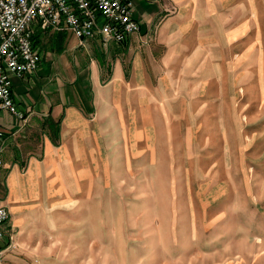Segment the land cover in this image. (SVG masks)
<instances>
[{
    "label": "rangeland",
    "instance_id": "374dc122",
    "mask_svg": "<svg viewBox=\"0 0 264 264\" xmlns=\"http://www.w3.org/2000/svg\"><path fill=\"white\" fill-rule=\"evenodd\" d=\"M188 6L143 52L139 102L44 178L1 264H264V0Z\"/></svg>",
    "mask_w": 264,
    "mask_h": 264
},
{
    "label": "crops",
    "instance_id": "0c3cea01",
    "mask_svg": "<svg viewBox=\"0 0 264 264\" xmlns=\"http://www.w3.org/2000/svg\"><path fill=\"white\" fill-rule=\"evenodd\" d=\"M131 1L139 31L126 43H81L65 34L63 49L56 52L51 41L57 33L48 32L42 38L38 70L11 77L12 97L22 117L0 112L4 132L0 170L5 172L2 184L8 193L0 202L10 213L12 243L16 226L42 194L44 178L61 172L60 167L69 166L73 157L89 147L93 122L110 119L119 106L121 111L125 93H132L139 102L149 79L143 52L153 39L165 35L170 39L181 25L190 23L188 17L196 11L188 6L189 0ZM56 127L58 133L52 137Z\"/></svg>",
    "mask_w": 264,
    "mask_h": 264
},
{
    "label": "built area",
    "instance_id": "2783aa9c",
    "mask_svg": "<svg viewBox=\"0 0 264 264\" xmlns=\"http://www.w3.org/2000/svg\"><path fill=\"white\" fill-rule=\"evenodd\" d=\"M131 0H0V112L22 113L12 97L11 77L36 72L41 51L34 36L66 33L80 41L124 44L138 33ZM4 132L0 128V143ZM2 151L0 147V168ZM8 208L0 202V263L14 245L6 231Z\"/></svg>",
    "mask_w": 264,
    "mask_h": 264
},
{
    "label": "trees",
    "instance_id": "16d2710c",
    "mask_svg": "<svg viewBox=\"0 0 264 264\" xmlns=\"http://www.w3.org/2000/svg\"><path fill=\"white\" fill-rule=\"evenodd\" d=\"M65 34L66 33H57L56 36L52 39L51 41V48L56 51V52H60L63 49V44H64V39H65ZM34 40H35V45L38 46V48L41 51V55L43 53V45H42V38H40V36L38 34H35L34 36ZM58 133L57 127L53 130V132L51 133L52 137H56ZM55 138H53L54 140Z\"/></svg>",
    "mask_w": 264,
    "mask_h": 264
}]
</instances>
